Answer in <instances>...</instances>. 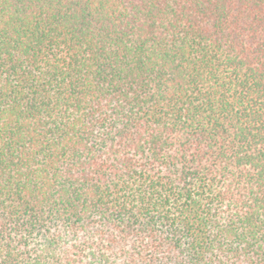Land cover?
I'll list each match as a JSON object with an SVG mask.
<instances>
[{
    "label": "trees",
    "instance_id": "1",
    "mask_svg": "<svg viewBox=\"0 0 264 264\" xmlns=\"http://www.w3.org/2000/svg\"><path fill=\"white\" fill-rule=\"evenodd\" d=\"M0 264H264V0H0Z\"/></svg>",
    "mask_w": 264,
    "mask_h": 264
}]
</instances>
